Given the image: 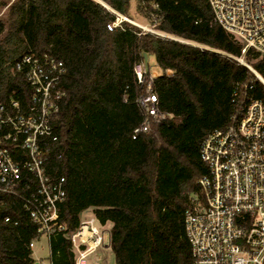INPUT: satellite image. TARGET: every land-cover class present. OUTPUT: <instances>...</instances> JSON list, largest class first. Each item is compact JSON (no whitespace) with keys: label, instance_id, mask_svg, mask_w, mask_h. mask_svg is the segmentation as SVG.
I'll return each mask as SVG.
<instances>
[{"label":"trees","instance_id":"1","mask_svg":"<svg viewBox=\"0 0 264 264\" xmlns=\"http://www.w3.org/2000/svg\"><path fill=\"white\" fill-rule=\"evenodd\" d=\"M101 1L130 15L131 0ZM105 4L17 0L7 22L0 19L1 102L17 99L22 110L31 103L33 88L16 68L23 55L49 53L66 66L57 140L47 161L48 171L66 180L60 205L66 229L49 238L51 264H75L68 235L89 208L101 223H112L115 264H192L185 216L208 172L203 142L231 124L247 95L264 102V84L236 59L242 45L215 21L208 0H139L158 30L183 40L143 32L128 21L110 30L116 13ZM144 53L155 54L164 70L152 89L161 110L172 115L134 138L145 118L137 97L151 75L146 65L145 81L136 76ZM244 58L264 77V54L250 49ZM23 200L0 196V264L36 262L30 243L42 233Z\"/></svg>","mask_w":264,"mask_h":264},{"label":"built area","instance_id":"2","mask_svg":"<svg viewBox=\"0 0 264 264\" xmlns=\"http://www.w3.org/2000/svg\"><path fill=\"white\" fill-rule=\"evenodd\" d=\"M208 1L215 21L242 45L243 55L236 59L264 84V77L244 58L250 49L264 54V0ZM125 20V15L116 12V19L107 27L113 30ZM138 26L143 32H155ZM16 68L25 73L33 94L26 110L17 99L0 101V196L23 198L38 231L50 238L66 229L60 221L66 180L47 169L50 146L57 140L54 121L65 95L60 82L66 66L49 53H29L17 61ZM135 72L138 81L144 82L145 61L135 66ZM153 79L151 74L146 91L137 97L145 118L135 129L134 138L148 132L153 121L172 115L161 110L158 94L152 89ZM201 156L208 172L199 179L200 195L193 198L185 216L192 264H264V102L247 95L239 102L231 124L205 138ZM21 188H26L27 194ZM95 218L81 219L79 227L68 235L75 264H88L87 257L106 246V224L96 218L97 226ZM33 246L34 240L30 243Z\"/></svg>","mask_w":264,"mask_h":264},{"label":"rangeland","instance_id":"3","mask_svg":"<svg viewBox=\"0 0 264 264\" xmlns=\"http://www.w3.org/2000/svg\"><path fill=\"white\" fill-rule=\"evenodd\" d=\"M17 0H0V19L7 22L8 19V12L11 4ZM103 4H105L101 0H97ZM110 10L116 13V11L111 8L109 5L105 4ZM128 21L134 25H143L145 27H148V29L154 30V33H159L160 35H163L165 37L170 38H176L183 40L181 38L175 37L172 34L162 32L157 29L156 24L157 20L154 15H147L145 12L139 10V0H131V12L130 15H125ZM149 31V30H148ZM153 32V31H150ZM3 37V35H0V38ZM148 66L150 73L155 75H160L164 72V70L158 65L155 54H149L148 55ZM94 217L95 215L93 213V210L91 208L84 210L81 213V219L87 220ZM95 224L99 226V222L95 218ZM112 223L107 222L104 226V229H106L104 235H105V245L97 248L93 253H91L87 257V263L88 264H115V254L110 247V229H111ZM33 256L34 258L40 263V264H51L50 261V240L47 234H42L40 237L34 240V246H33Z\"/></svg>","mask_w":264,"mask_h":264},{"label":"water","instance_id":"4","mask_svg":"<svg viewBox=\"0 0 264 264\" xmlns=\"http://www.w3.org/2000/svg\"><path fill=\"white\" fill-rule=\"evenodd\" d=\"M144 61H145V64L148 65V54L147 53H144ZM35 264H39V262L36 261Z\"/></svg>","mask_w":264,"mask_h":264},{"label":"crops","instance_id":"5","mask_svg":"<svg viewBox=\"0 0 264 264\" xmlns=\"http://www.w3.org/2000/svg\"><path fill=\"white\" fill-rule=\"evenodd\" d=\"M167 73H170V71H167ZM155 76H157V75H155ZM155 76H154V77H155ZM36 261H37V260H36ZM39 264H40V263H39Z\"/></svg>","mask_w":264,"mask_h":264}]
</instances>
